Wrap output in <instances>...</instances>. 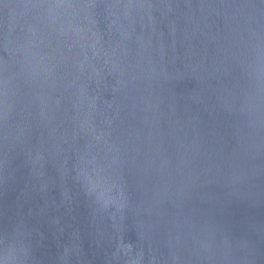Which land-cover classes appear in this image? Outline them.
<instances>
[{
  "label": "water",
  "instance_id": "1",
  "mask_svg": "<svg viewBox=\"0 0 264 264\" xmlns=\"http://www.w3.org/2000/svg\"><path fill=\"white\" fill-rule=\"evenodd\" d=\"M2 264H264V0H0Z\"/></svg>",
  "mask_w": 264,
  "mask_h": 264
},
{
  "label": "clouds",
  "instance_id": "2",
  "mask_svg": "<svg viewBox=\"0 0 264 264\" xmlns=\"http://www.w3.org/2000/svg\"><path fill=\"white\" fill-rule=\"evenodd\" d=\"M0 264H2V262H0Z\"/></svg>",
  "mask_w": 264,
  "mask_h": 264
}]
</instances>
